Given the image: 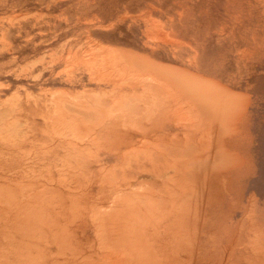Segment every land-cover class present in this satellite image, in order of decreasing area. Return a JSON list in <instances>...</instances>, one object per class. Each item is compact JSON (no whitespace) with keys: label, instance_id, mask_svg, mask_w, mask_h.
<instances>
[{"label":"rangeland","instance_id":"1","mask_svg":"<svg viewBox=\"0 0 264 264\" xmlns=\"http://www.w3.org/2000/svg\"><path fill=\"white\" fill-rule=\"evenodd\" d=\"M0 264H264V0H0Z\"/></svg>","mask_w":264,"mask_h":264}]
</instances>
